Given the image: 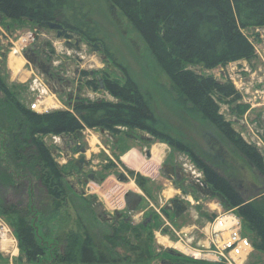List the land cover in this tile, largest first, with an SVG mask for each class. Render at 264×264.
I'll return each instance as SVG.
<instances>
[{"label":"rangeland","instance_id":"obj_1","mask_svg":"<svg viewBox=\"0 0 264 264\" xmlns=\"http://www.w3.org/2000/svg\"><path fill=\"white\" fill-rule=\"evenodd\" d=\"M66 6L76 28L69 30L75 38L82 39L80 51L66 47L65 39L57 38L53 30H38L35 24L0 16V76L10 91L27 107L33 101L42 103L41 113H74V94L89 100L115 101L101 88L97 76L120 85L130 80L151 97L159 129L184 139L197 154L202 152L212 159L245 201H259L264 206L263 178L223 139L188 116L177 103L168 74L151 54L149 42L154 43V38L118 11L111 14L104 0H67ZM239 24L250 45L247 57L221 61L211 67L200 63H184L182 67L233 87L235 96L216 99L218 115L259 151L264 163V27ZM80 31L90 33L96 40H87ZM151 32L154 35L153 29ZM28 35L31 42L27 45L22 41ZM86 42H100L103 56L87 47ZM38 50L42 51L45 64L62 72L68 88L75 93L54 91L37 67L24 57H29L28 51ZM41 139L63 173L68 196L58 206L52 204L39 180L30 176L22 193L14 190V184L5 193L0 191V207L21 204L29 210L36 243L44 251L37 261L28 259L13 231L16 216L1 215L0 211V225L3 223L10 231L6 236L0 231V264H52L54 256L48 249L65 250L64 238L69 234L78 235L80 241L88 235L95 245H104L103 237L110 233L113 219H127L142 227L151 246V258L144 264H208L175 247L176 235L184 238L182 233L186 230L187 239L196 246L204 223L217 209H227L217 197L203 196L195 188L190 190L203 175L188 154L134 128H83L80 134L44 135ZM77 143L84 153L78 152ZM7 144L8 134L0 130V163L14 174L7 163ZM130 150H137L142 160L135 170L125 163ZM80 156L84 162L78 169L75 162ZM79 173L84 175L82 179H78ZM119 175L126 180L118 181ZM180 189L190 193L191 202L181 197L179 201L186 208L176 217L168 206L175 196L181 195ZM126 193L132 201L139 199L130 212L125 211L122 198ZM115 206L118 209L113 210ZM117 212L123 214L115 215ZM116 257L117 262L108 264H130L122 252ZM243 264H264V249L253 250Z\"/></svg>","mask_w":264,"mask_h":264},{"label":"trees","instance_id":"obj_2","mask_svg":"<svg viewBox=\"0 0 264 264\" xmlns=\"http://www.w3.org/2000/svg\"><path fill=\"white\" fill-rule=\"evenodd\" d=\"M104 1L111 14L118 11L154 38V43L149 42L151 54L168 74L171 91L184 112L223 139L264 180V163L259 151L218 115L216 99L235 96L233 87L182 67L184 63L211 67L221 61L247 57L250 45L240 32L239 22L264 27V0ZM66 5L67 0H0V16L35 26L43 21L57 22L64 28L76 30ZM151 29L155 31L154 35ZM80 34L87 40H96L90 33ZM100 78L104 90L115 101L80 98L73 104L74 113L67 110L39 113L25 106L0 76V130L8 134L7 163L16 173H9L0 163V191L5 193L6 188L14 184V190L22 193L26 190L24 182L30 176L39 180L47 198L57 205L68 196V191L63 183V173L41 137L76 135L83 128H134L188 154L200 168L207 185L224 197L225 202L221 201L224 206L234 208L241 217L253 250H263V204L245 201L212 159L202 152L197 154L184 139L159 129L151 97L132 81L120 85ZM0 211L1 215L16 216L13 231L28 259L37 261L43 256L44 251L36 243L29 222V210L21 204H12L9 208L0 207ZM109 227L110 233L103 237L105 247L95 245L88 235L81 241L78 235H67L65 250L48 249L54 256L52 264L74 261L80 264L115 263L120 252L130 264H144L151 258V246L142 227L127 219L120 222L113 219Z\"/></svg>","mask_w":264,"mask_h":264},{"label":"built area","instance_id":"obj_3","mask_svg":"<svg viewBox=\"0 0 264 264\" xmlns=\"http://www.w3.org/2000/svg\"><path fill=\"white\" fill-rule=\"evenodd\" d=\"M30 39L31 36L28 35L22 43L28 45L31 42ZM29 108L38 111L39 102L33 101ZM188 199L191 202V198ZM112 209L115 210L118 207L115 206ZM1 224L3 226L0 225V231L6 236L10 231L3 223ZM187 232L182 233L184 238L179 236V233L176 235V249L208 264H243L253 252L251 239L234 208L217 209L215 215L199 229L201 237L196 246H192L193 243L191 244L187 239Z\"/></svg>","mask_w":264,"mask_h":264},{"label":"water","instance_id":"obj_4","mask_svg":"<svg viewBox=\"0 0 264 264\" xmlns=\"http://www.w3.org/2000/svg\"><path fill=\"white\" fill-rule=\"evenodd\" d=\"M36 27L38 30L44 28V29H50V30L55 31V35L57 38L62 37L65 39L64 44L66 47L73 48L75 51H80V48H81L80 44H81L82 39L80 37L75 38L73 33L69 29L64 28L63 25L57 22L43 21L39 23ZM85 45L89 47L92 51L98 52L100 53L101 56H103V53H102L103 46L100 42H86ZM24 57H26L27 60L33 64V60H34L33 58L28 57L26 54L24 55ZM96 78L99 80V83L101 84V88H103L104 86L102 83V79L98 76ZM80 133L81 131L77 132V134H80ZM78 152L84 153V149L81 148L78 150ZM83 162H84V157L80 156L78 161L75 162V164L78 166V169H80V164H82ZM117 180L124 181L126 180V177H124L123 175H119ZM194 188L198 190L203 196H210V197L215 196L220 201L225 202L224 197L219 192L212 190L207 185L206 180L203 176L200 177L199 180L195 182ZM175 202L178 203L176 206V212H175V215L178 216L185 210L186 207L182 203H180L179 200H176Z\"/></svg>","mask_w":264,"mask_h":264},{"label":"flooded vegetation","instance_id":"obj_5","mask_svg":"<svg viewBox=\"0 0 264 264\" xmlns=\"http://www.w3.org/2000/svg\"><path fill=\"white\" fill-rule=\"evenodd\" d=\"M29 52V57L33 58V64L37 67V69L41 72L42 76L45 78V80L49 83V85L52 87V89L54 91H58V92H66V94L68 95V91L70 90L71 92H73L72 88H68L69 86V83L68 82H65V80L63 79V75H62V72L59 71V70H56V69H53V66L51 65H48L45 64V57H43V54H42V51H28ZM75 93V91L73 92ZM65 94V95H66ZM75 97L74 99V102L80 98H83V97H80L78 95H73ZM81 148V146H79V144L77 143V149L79 150ZM176 175V180L179 181L180 177H179V174L178 172L175 174ZM79 178L78 179H82L84 177L83 174H80L79 173ZM118 178V177H117ZM119 181V180H118ZM190 190H193L194 188V185H191L190 186ZM179 191H181V195L179 196H175L173 198V200L171 201L172 205L168 206V209H172L174 210V213L176 212V206L178 203H176L175 201L176 200H181L183 198H186V200L189 201V192H186L182 189H180ZM128 193L126 194H123V201L125 200V211H131V209L135 206V202L138 203L139 202V199H137V201H132L130 199H128ZM170 202V201H169ZM170 204V203H169ZM117 213H122V212H117ZM182 214V213H181ZM180 214V215H181ZM113 215V214H112ZM111 215V216H112ZM178 215V216H180ZM176 216V217H178Z\"/></svg>","mask_w":264,"mask_h":264},{"label":"crops","instance_id":"obj_6","mask_svg":"<svg viewBox=\"0 0 264 264\" xmlns=\"http://www.w3.org/2000/svg\"><path fill=\"white\" fill-rule=\"evenodd\" d=\"M42 105H43L42 103H39L38 112H41V110L43 111V108L41 107ZM126 155H128V157H127V160L125 163L127 165H130L133 170L139 168L142 160L140 159L141 157L138 154V151L137 150H130Z\"/></svg>","mask_w":264,"mask_h":264}]
</instances>
